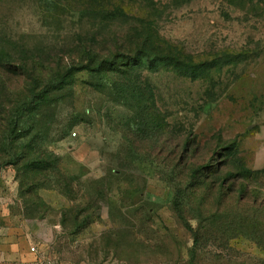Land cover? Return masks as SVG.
<instances>
[{"label":"rangeland","instance_id":"1","mask_svg":"<svg viewBox=\"0 0 264 264\" xmlns=\"http://www.w3.org/2000/svg\"><path fill=\"white\" fill-rule=\"evenodd\" d=\"M6 52L33 76L0 67L2 234L64 264H264V0H0ZM35 77L57 87L30 113Z\"/></svg>","mask_w":264,"mask_h":264},{"label":"trees","instance_id":"2","mask_svg":"<svg viewBox=\"0 0 264 264\" xmlns=\"http://www.w3.org/2000/svg\"><path fill=\"white\" fill-rule=\"evenodd\" d=\"M7 53V52H6ZM147 52H145V55L148 57L147 61L152 62L153 58H151L148 54H146ZM153 63V62H152ZM115 65H117V63H115ZM110 66H112V64L110 62H102L100 64V67L105 70L108 71ZM0 67L4 68L5 71H7L9 73V71H12L13 73H19L20 76H25L24 74H29L30 70L28 67V64L26 62L20 61V62H15L12 60V56L10 54H4V53H0ZM179 67L183 68L184 71L186 72H195L196 68L195 66H190L188 64H185L184 66L180 65ZM7 69V70H6ZM88 69V68H85ZM208 70L209 68H205ZM32 75V74H29ZM33 76V75H32ZM37 76V75H36ZM68 75L65 74V76H63L62 79H60L59 82H64L65 78H67ZM29 79V78H28ZM39 78L35 77L32 81L33 84L34 82L36 83V85L29 87V89L26 92L24 101L22 102L25 107V109L29 110V112L33 113V110H35V107H37L36 105L39 103H43L46 99L49 98L51 91H53L55 89L56 84L54 86V88H45L40 90V86L38 83ZM18 113L15 114L14 116V121L18 120V123L21 122V119L24 117L23 112L17 111ZM19 126V125H17ZM11 134V133H10Z\"/></svg>","mask_w":264,"mask_h":264},{"label":"crops","instance_id":"3","mask_svg":"<svg viewBox=\"0 0 264 264\" xmlns=\"http://www.w3.org/2000/svg\"><path fill=\"white\" fill-rule=\"evenodd\" d=\"M51 261L23 234L19 237L0 232V264H47Z\"/></svg>","mask_w":264,"mask_h":264},{"label":"built area","instance_id":"4","mask_svg":"<svg viewBox=\"0 0 264 264\" xmlns=\"http://www.w3.org/2000/svg\"><path fill=\"white\" fill-rule=\"evenodd\" d=\"M47 264H64V263L51 260V261H48Z\"/></svg>","mask_w":264,"mask_h":264}]
</instances>
